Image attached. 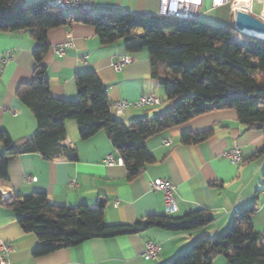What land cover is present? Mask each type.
Here are the masks:
<instances>
[{
    "label": "crops",
    "instance_id": "1",
    "mask_svg": "<svg viewBox=\"0 0 264 264\" xmlns=\"http://www.w3.org/2000/svg\"><path fill=\"white\" fill-rule=\"evenodd\" d=\"M18 1L24 5L34 0ZM93 2L103 12L163 15L162 0ZM236 9L264 20V0H227L219 6H213L212 0H195L194 5L195 18L214 25L233 26ZM47 40L50 48L42 62L47 67L50 94L55 98L75 99V74L94 69L111 103L126 100L132 104L145 93L160 98L158 104L130 105L119 115L110 112L124 124L170 109L176 102L167 99V104L160 106L165 97L164 88L151 76L146 49L127 52L121 40L102 45L94 27L82 20L49 30ZM67 40L70 44L62 54L57 53L56 46ZM36 45L29 31L0 32V127L17 145L37 127L34 115L16 95L20 84L33 79ZM122 57L130 58V62L116 70L113 63ZM208 129H212V135L203 141L193 144L181 141V134L186 131ZM165 139L171 142L165 144ZM60 144L75 148L77 160L68 159L67 152L55 159H45L38 152L24 153L12 159L7 176L0 177V240L11 245L8 252L0 251V264H168L176 255L188 251L194 240L223 235L232 215L252 204L256 208L255 228L264 237V198L260 193L264 185V153L251 158L264 146V133L246 129L233 109L212 110L147 137L144 145L153 161L131 179L127 178L123 165L105 163L106 156L119 155L104 131L81 140L77 121L69 120ZM232 147L242 152L239 163H231L223 156ZM28 176L36 179L27 181ZM154 178L168 179L176 186L174 212L166 211L161 191L151 190L150 181ZM36 191L44 192L56 206L93 207L104 199V217L109 225L134 224L150 214L181 216L194 209L209 210L214 220L188 232L151 227L114 237H94L78 245L34 255L38 238L24 233L6 202L13 196ZM5 194L11 195L7 201ZM147 240L158 244L156 258H143Z\"/></svg>",
    "mask_w": 264,
    "mask_h": 264
},
{
    "label": "trees",
    "instance_id": "2",
    "mask_svg": "<svg viewBox=\"0 0 264 264\" xmlns=\"http://www.w3.org/2000/svg\"><path fill=\"white\" fill-rule=\"evenodd\" d=\"M73 20L91 24L102 45L121 40L127 52L146 49L151 76L163 86L166 99L176 100L175 104L151 117L142 116L124 124L110 113L106 87L94 69L75 74V99L53 97L47 67L42 62L50 48L47 35L49 30ZM19 31H29L37 43L33 79L16 90L19 100L34 115L37 127L19 145L0 127V177H6L9 162L24 153L38 152L45 159H55L67 152L68 159L77 160L75 148L60 144L69 120L77 121L81 140L104 131L122 158L128 179L153 161L144 145L147 137L209 111L233 109L246 129L264 133L263 38L196 18L120 11L69 16L57 10L51 0H34L24 5L18 0H0V32ZM212 132L186 131L181 134V141L197 143ZM263 153L264 146L251 158ZM6 205L16 214L24 233L38 238L34 255L94 237H114L151 227L188 232L214 220L209 210L194 209L181 216L150 214L134 224L109 225L104 217V199L93 207L56 206L39 191L13 196ZM255 211L253 204L238 210L223 235L194 240L188 251L176 255L168 264H214L218 256L224 257L225 264H264V237L255 228Z\"/></svg>",
    "mask_w": 264,
    "mask_h": 264
},
{
    "label": "built area",
    "instance_id": "3",
    "mask_svg": "<svg viewBox=\"0 0 264 264\" xmlns=\"http://www.w3.org/2000/svg\"><path fill=\"white\" fill-rule=\"evenodd\" d=\"M227 0H212L213 6H219L226 2ZM55 8L61 12H66L70 16L74 15H98L101 13V9L96 6L93 0H51ZM163 2V15L173 18H195L196 12L194 10L195 0H162ZM113 11V10H111ZM69 41H65L63 44L56 46V52L59 54L63 53L64 47L69 45ZM130 62V58L122 57L113 63V67L118 70L120 67L126 63ZM160 98L154 93H145L134 103H130L126 100H116L110 105V112L114 115H119L124 112V110L133 105L135 107H144L147 105L158 104ZM165 144L171 142L170 139H165L163 141ZM223 156L229 160L231 163H239L242 160V152L238 147H232L223 152ZM105 163L123 165V160L121 157H113L112 155L106 156L104 159ZM36 178L34 176L26 177L27 181H33ZM151 190L161 191L163 194V201L165 209L168 213H172L176 209L175 204V189L176 186L172 184L168 179L165 178H154L150 181ZM260 193L264 198V185L260 188ZM10 194H5L4 198H10ZM11 249L10 244L4 243L0 240V251L8 252ZM158 254V244L151 240L145 242V248L143 251L144 259L156 258Z\"/></svg>",
    "mask_w": 264,
    "mask_h": 264
},
{
    "label": "water",
    "instance_id": "4",
    "mask_svg": "<svg viewBox=\"0 0 264 264\" xmlns=\"http://www.w3.org/2000/svg\"><path fill=\"white\" fill-rule=\"evenodd\" d=\"M233 27L238 31H241V29H247V30H254L255 32L258 33H264V20L247 11L236 9L234 11Z\"/></svg>",
    "mask_w": 264,
    "mask_h": 264
},
{
    "label": "rangeland",
    "instance_id": "5",
    "mask_svg": "<svg viewBox=\"0 0 264 264\" xmlns=\"http://www.w3.org/2000/svg\"><path fill=\"white\" fill-rule=\"evenodd\" d=\"M167 99L163 96V100H162V103H161V107H164L165 106V104H167ZM9 199V198H8ZM8 199H6V201L8 200ZM218 262V263H217ZM225 263V259H224V257L223 256H218L217 258H216V261H215V264H222V263ZM169 263V262H168Z\"/></svg>",
    "mask_w": 264,
    "mask_h": 264
},
{
    "label": "bare ground",
    "instance_id": "6",
    "mask_svg": "<svg viewBox=\"0 0 264 264\" xmlns=\"http://www.w3.org/2000/svg\"><path fill=\"white\" fill-rule=\"evenodd\" d=\"M241 32H244L245 34H248V35H253V36L255 35V36L264 38V33H258V32H255L254 30L241 29Z\"/></svg>",
    "mask_w": 264,
    "mask_h": 264
}]
</instances>
